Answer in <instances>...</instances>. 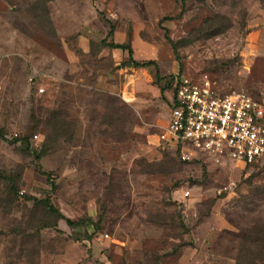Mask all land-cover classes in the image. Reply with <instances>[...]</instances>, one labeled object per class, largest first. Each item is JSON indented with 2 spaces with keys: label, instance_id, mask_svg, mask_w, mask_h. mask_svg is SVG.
Wrapping results in <instances>:
<instances>
[{
  "label": "rangeland",
  "instance_id": "obj_1",
  "mask_svg": "<svg viewBox=\"0 0 264 264\" xmlns=\"http://www.w3.org/2000/svg\"><path fill=\"white\" fill-rule=\"evenodd\" d=\"M205 74L264 103V0H0V264H236L264 160L159 139L174 80Z\"/></svg>",
  "mask_w": 264,
  "mask_h": 264
},
{
  "label": "built area",
  "instance_id": "obj_2",
  "mask_svg": "<svg viewBox=\"0 0 264 264\" xmlns=\"http://www.w3.org/2000/svg\"><path fill=\"white\" fill-rule=\"evenodd\" d=\"M159 139L183 161L202 155L256 163L264 157V103L245 92L219 94L206 74L199 80L181 75Z\"/></svg>",
  "mask_w": 264,
  "mask_h": 264
},
{
  "label": "trees",
  "instance_id": "obj_3",
  "mask_svg": "<svg viewBox=\"0 0 264 264\" xmlns=\"http://www.w3.org/2000/svg\"><path fill=\"white\" fill-rule=\"evenodd\" d=\"M112 26H110V30L108 31L106 37L100 40L99 45L101 47H108V48H114V49H120L122 51H126L127 53V59L125 61V64L129 67L133 68H146L150 66H155V61L154 60H137L133 56V50L129 42L127 43H117L113 40L112 35H113V30ZM171 41V40H170ZM94 44V42L92 43ZM172 46L174 48V51L176 53L175 49V44L172 43ZM181 76V75H180ZM178 78V77H177ZM176 78V79H177ZM176 79L174 80L173 83V93L175 91V82ZM34 135V134H33ZM25 139V138H23ZM175 153L179 156V150H175ZM199 157H204L202 155H197ZM180 158V157H179ZM195 158V157H193ZM192 158V159H193ZM191 159V160H192ZM261 160H264V157L257 161L256 163L260 162ZM256 163L252 164H247V165H254ZM37 172L40 174H43L46 176V180H50V173L41 171L39 168H36ZM34 201L37 204L43 205L50 213H54L58 219L64 218L63 215L60 213V211L55 208L49 200H36ZM66 223L68 225H74V222H72L69 219H65ZM48 223H44L42 228L44 227H49ZM97 226V225H93ZM17 232V231H15ZM253 234V237L250 235H242L238 247V252L236 256V264H264V229H256Z\"/></svg>",
  "mask_w": 264,
  "mask_h": 264
}]
</instances>
